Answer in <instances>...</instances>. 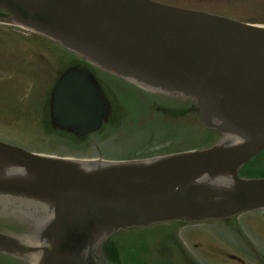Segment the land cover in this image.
<instances>
[{
    "label": "water",
    "instance_id": "95a60500",
    "mask_svg": "<svg viewBox=\"0 0 264 264\" xmlns=\"http://www.w3.org/2000/svg\"><path fill=\"white\" fill-rule=\"evenodd\" d=\"M0 10L125 80L193 99L203 126L224 138L205 150L111 164L0 142V202L39 218L25 240L0 234V251L33 264H106L100 245L113 232L264 209V179L238 177L264 149V28L150 0H0ZM51 112L57 127L84 136L108 109L96 82L72 70L56 83Z\"/></svg>",
    "mask_w": 264,
    "mask_h": 264
},
{
    "label": "rangeland",
    "instance_id": "374dc122",
    "mask_svg": "<svg viewBox=\"0 0 264 264\" xmlns=\"http://www.w3.org/2000/svg\"><path fill=\"white\" fill-rule=\"evenodd\" d=\"M155 1L264 27V0ZM1 19L0 22H3ZM6 22L10 24L9 20ZM2 27L0 26V28ZM7 28L15 29L14 32L17 31L16 35L19 38L22 37L23 40L29 34L11 24ZM3 60H8L13 65L12 68L0 67V71H2V73L0 72V78L10 75H14V78L0 81V101L1 104L6 105L3 107L0 104V141L42 154L79 159H96L99 154L105 159H122L134 155L135 151L158 155L178 150L200 148L212 142L211 138L207 140L205 136L197 135L200 133L198 130L199 122H194L190 116L184 115L181 111L177 112L179 109L176 106H170V103L173 102L171 97H169V104L167 98H162L163 96H157L156 94H154V98L150 95L153 100L147 97L144 91L118 79L111 78H109L111 86L117 89V92L123 98L121 103L125 106L124 109L130 112V114L127 113L124 116L123 123L116 126L117 131L111 132L105 140L89 139L85 143L86 145L67 141L58 135L48 134L47 127L38 124L39 117L42 116V111L36 101L39 93L30 90L32 87L39 91L38 86L40 84L36 82L39 78L38 73L33 70L27 71L25 66L19 69L17 62L11 58H4ZM12 69L15 71H12ZM21 88H24L23 91ZM20 92L22 95L19 94ZM17 101L20 102L18 103L19 110H17V105L13 106ZM167 107V113L161 112L163 111L162 108L166 109ZM27 114L29 115L27 116ZM262 214H264V211L261 214H248L245 216L247 217L245 220L261 219ZM248 228H252L253 231L250 235L256 237L258 243H264L263 238H261V222L254 226L248 225ZM185 236L180 234V239L184 243L187 252H190L191 255L195 253L196 257L194 256V258H198V254L193 250L192 245L199 242V240L190 243ZM192 236L193 234L189 235V237ZM198 236L206 242L207 247H210L213 239L211 233L199 232ZM116 241L118 246L119 243H124L125 248L127 247L126 241H128V245H140L141 242H145L143 247L151 259L146 257L144 264H155L157 260L164 261L166 259L158 240H153L150 233L146 235L123 233L116 236ZM205 252L204 249L197 253L202 258ZM173 253L180 255L176 251ZM136 254L138 256V251ZM173 257L171 253L169 258Z\"/></svg>",
    "mask_w": 264,
    "mask_h": 264
},
{
    "label": "flooded vegetation",
    "instance_id": "af4514ba",
    "mask_svg": "<svg viewBox=\"0 0 264 264\" xmlns=\"http://www.w3.org/2000/svg\"><path fill=\"white\" fill-rule=\"evenodd\" d=\"M40 42H41L40 40H33L31 42V44L33 46H32V48H28L27 49V51H26V56L27 57H29V58H34V57L36 58L37 57L39 59L43 58L42 55H36L37 53L41 52L39 50V48L40 49L42 48L41 47L42 45L40 44ZM29 47H31V46H29ZM34 52L35 53L37 52V53L35 54ZM46 56L49 57L50 61H48V62H51L52 60H53V62L56 61V55L49 54V55H46ZM68 62H69V66H71V67L72 66H79L77 68L82 69V68H80V67H82V64L77 65L76 64L77 62L74 59L69 58ZM82 70L86 71L87 73H90V68H87L86 66H85V70L84 69H82ZM63 72H60V74L63 73ZM46 94H49V92H46ZM236 219L237 218L230 219V220H227V221H223V222L217 223L215 225L216 227H219L220 229L224 230L226 232V234L229 236V239H226L225 237L221 236L222 244H225L226 242L227 243H226V246H224V247L215 246L214 249L216 250V253L217 254H225V250L226 249L228 251H239V250L242 249L246 253V256L248 257L249 262L250 263H254V259L250 255L253 256L252 251L256 250L258 255H260L261 259L264 261V243L261 244V247H257V249L253 245H252L253 247H251L250 246L251 245L250 241L247 238L246 234L243 233V231H241L240 222L236 221ZM19 224L20 223H17V221L15 220V217H13V216L0 215V229L5 230L6 232H11L12 230H15L14 232L18 233ZM233 233H235V236L243 238V241H244L243 244L245 246L238 247L233 242H231V239H232L231 235H233ZM223 248H225V249H223ZM227 255H228V258L231 259V261L234 260V259H232L231 255H229V254H227ZM234 261H236V260H234ZM239 263L240 264H245V262H243L241 260L239 261ZM0 264H25V263L23 261L17 259V258H13V257H9V256H6V255L0 254Z\"/></svg>",
    "mask_w": 264,
    "mask_h": 264
},
{
    "label": "trees",
    "instance_id": "16d2710c",
    "mask_svg": "<svg viewBox=\"0 0 264 264\" xmlns=\"http://www.w3.org/2000/svg\"><path fill=\"white\" fill-rule=\"evenodd\" d=\"M110 251H111V250H110ZM111 258H113L112 255H111ZM114 260H115V259H114Z\"/></svg>",
    "mask_w": 264,
    "mask_h": 264
}]
</instances>
